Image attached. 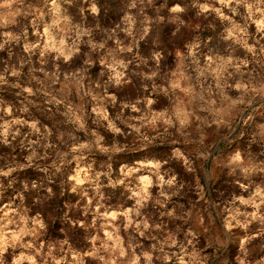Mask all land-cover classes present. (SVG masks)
I'll list each match as a JSON object with an SVG mask.
<instances>
[{
    "label": "clouds",
    "instance_id": "clouds-1",
    "mask_svg": "<svg viewBox=\"0 0 264 264\" xmlns=\"http://www.w3.org/2000/svg\"><path fill=\"white\" fill-rule=\"evenodd\" d=\"M0 264H264V0H0Z\"/></svg>",
    "mask_w": 264,
    "mask_h": 264
},
{
    "label": "rangeland",
    "instance_id": "rangeland-1",
    "mask_svg": "<svg viewBox=\"0 0 264 264\" xmlns=\"http://www.w3.org/2000/svg\"><path fill=\"white\" fill-rule=\"evenodd\" d=\"M161 2H163V0H161Z\"/></svg>",
    "mask_w": 264,
    "mask_h": 264
}]
</instances>
